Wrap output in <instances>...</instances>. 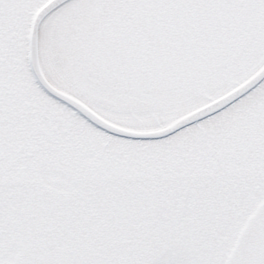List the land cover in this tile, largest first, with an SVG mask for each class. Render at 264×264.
<instances>
[{
  "label": "snow or ice",
  "instance_id": "snow-or-ice-1",
  "mask_svg": "<svg viewBox=\"0 0 264 264\" xmlns=\"http://www.w3.org/2000/svg\"><path fill=\"white\" fill-rule=\"evenodd\" d=\"M0 264H264V0H0Z\"/></svg>",
  "mask_w": 264,
  "mask_h": 264
}]
</instances>
